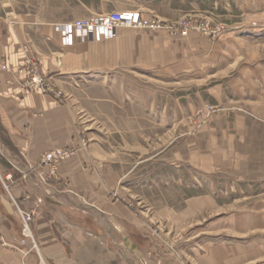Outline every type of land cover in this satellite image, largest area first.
Returning <instances> with one entry per match:
<instances>
[{"label":"crops","instance_id":"0c3cea01","mask_svg":"<svg viewBox=\"0 0 264 264\" xmlns=\"http://www.w3.org/2000/svg\"><path fill=\"white\" fill-rule=\"evenodd\" d=\"M53 25L21 0H0V264H264V25L214 45L196 34L126 28L74 47ZM25 47L69 100L20 89ZM116 72L187 84V99L226 109L188 140L187 159L172 160L205 180L227 179L221 192L235 196L184 251H140L130 230L144 224L119 186L123 175L113 160L82 149L83 111L71 99L85 98V76ZM71 148L70 160L44 163ZM211 194L189 208L217 209ZM21 212L33 214L29 230Z\"/></svg>","mask_w":264,"mask_h":264},{"label":"rangeland","instance_id":"374dc122","mask_svg":"<svg viewBox=\"0 0 264 264\" xmlns=\"http://www.w3.org/2000/svg\"><path fill=\"white\" fill-rule=\"evenodd\" d=\"M194 1L21 0V4L27 7V11L52 22L62 39V34L57 31V26L62 24L111 13L140 15L142 27L123 24L112 34L96 33L78 38L71 47L90 40L113 39L116 31L126 28L167 33L170 37L187 38L196 34L214 45L229 32L240 34L244 30L246 32L247 27L257 29L264 25V15L258 14L264 10V0H246L242 7L228 0ZM27 51L25 47V63L19 71L30 55ZM261 55L264 58L263 52ZM19 71L18 76H25L20 81V89L24 92L22 85L27 76ZM115 74L103 73L93 78L91 74L85 76L81 88L86 92L85 98L71 99L73 107L83 111H78L77 115L83 127L82 147L87 144L82 149L95 150L105 162L113 160L117 172L123 175V184L119 186L125 187L137 222L141 218L144 224L139 228L145 233V239L140 238L139 228L130 230L141 246L140 251H184L194 237L197 240L203 234L202 225L207 220L230 208L235 196L221 192L227 186V179L205 180L183 161L173 165L172 160L179 157L187 159L188 140H192L205 124L226 109L209 102L199 106L193 97L187 99L188 96L181 91L189 86L187 84L161 82L151 75ZM47 77L62 96L47 95L69 100ZM70 150L77 151L76 148ZM211 192L217 209H204L203 205L196 210L189 208V201Z\"/></svg>","mask_w":264,"mask_h":264},{"label":"built area","instance_id":"2783aa9c","mask_svg":"<svg viewBox=\"0 0 264 264\" xmlns=\"http://www.w3.org/2000/svg\"><path fill=\"white\" fill-rule=\"evenodd\" d=\"M123 24L142 27L141 18L138 13H111L100 15L92 19L62 24L57 26V31L62 34L65 45L71 47L78 38L89 37V35H94L96 33L112 34V32ZM19 73L27 76L22 85L24 92L32 91L36 93L56 94L59 97L62 96L60 92L55 91L49 78L40 71L38 62L32 55L27 56L26 64ZM86 145L87 144H84L83 147L85 148ZM74 153H76V151L70 149H57L46 154L43 161L47 164L56 165L59 162L69 159ZM21 215L25 229L29 230L33 214L21 212Z\"/></svg>","mask_w":264,"mask_h":264}]
</instances>
